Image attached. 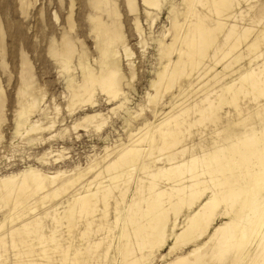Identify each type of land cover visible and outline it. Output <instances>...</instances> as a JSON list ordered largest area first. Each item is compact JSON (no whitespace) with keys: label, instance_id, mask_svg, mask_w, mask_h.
I'll return each instance as SVG.
<instances>
[{"label":"bare ground","instance_id":"bare-ground-1","mask_svg":"<svg viewBox=\"0 0 264 264\" xmlns=\"http://www.w3.org/2000/svg\"><path fill=\"white\" fill-rule=\"evenodd\" d=\"M88 1L97 10L88 16L98 50L96 67L89 63L83 44L78 48L76 38L67 31L59 39L51 38L48 51L68 89L69 109H75L77 102H88L93 108V94L99 90L109 102L116 100L111 110L121 109L124 117L131 108L128 95L119 87L124 78L119 51L127 58L129 79L135 74L130 60L133 53L119 22L101 18L102 12L117 18L114 2ZM163 1L141 0L148 28ZM248 1L180 0L184 10L170 3L169 26L159 38L146 34L144 24L134 16L138 45L144 48L152 40L160 62L149 78L154 93H146V106L153 108L156 117V106L168 97L170 109L153 121L140 123L135 131L127 126L128 143L115 152L105 146L103 166L93 160L76 176L67 175L66 182L58 179L73 175L71 170L45 172L30 164L2 175L0 208L3 203L9 207L0 218V231L8 226L0 232V264H106L100 260L111 252L110 264H150L162 249L167 248L164 258L188 244L189 249L165 264H264V104L257 103L250 110L252 106L248 109L240 103L248 95L252 102L264 98V0L253 5ZM126 4L136 11V0H126ZM71 14L70 9L68 20ZM3 37L0 26V52ZM20 53L19 99L36 90L32 64ZM75 69H79V80L73 76ZM26 102L14 111L13 137L30 140L33 133L50 130L56 118L43 115L34 100ZM222 104L234 107L238 117L220 128L214 114ZM38 110L41 117L32 120ZM208 121L213 128L205 131L201 125ZM93 122L100 129L106 121L100 112L91 110L73 127ZM193 133L199 139L189 144L186 139ZM51 153L44 151L37 160L47 164ZM59 158L62 155L53 161ZM92 171L95 174L64 200L60 211L55 206L52 212L47 208L38 214L39 207L61 197ZM137 171L141 176L134 178ZM132 181L134 190L125 202L120 186ZM110 209L113 216L108 218ZM97 212L103 221L97 220ZM77 218L83 223L75 236ZM45 221L51 222V229L46 230ZM58 228L67 238L65 245L57 240ZM114 228L116 234L109 237ZM95 231H102L103 236L90 241L88 236H95ZM101 243H106L103 254L97 252Z\"/></svg>","mask_w":264,"mask_h":264},{"label":"rangeland","instance_id":"rangeland-1","mask_svg":"<svg viewBox=\"0 0 264 264\" xmlns=\"http://www.w3.org/2000/svg\"><path fill=\"white\" fill-rule=\"evenodd\" d=\"M111 1L115 4L116 12L118 13L117 18L111 15L108 16L103 12L100 13L101 18L107 22L115 21V19L117 23L119 22L118 25L121 26L125 43L133 53L130 60L133 63L135 74L129 79L126 65L128 62L126 60L127 58L124 56L123 51H119L120 67L124 77L119 87L128 95V106L131 108L130 113L127 114V116L124 115V117H121V114H123L121 113V109L111 110V108L115 106L114 103L116 100L109 102L108 97L99 90L95 91L93 94V100L95 102L93 108H91L88 102H77L74 106L75 109H69L67 107L68 89L64 86L65 84L58 72L57 64L48 51L51 38L55 37L59 39L62 32L67 31L76 38L78 48H80L81 43L83 44L86 49L85 53L89 63L91 66L96 67L98 50L94 42L93 33H90L88 16L89 14H96L97 10L90 6L88 0H0V26L4 36L2 39L4 50L3 52L1 51L2 53L0 52V86L3 90V95L0 94V111L2 110L1 112H3H0V177L4 174L21 171V169L23 170L25 166L30 164L33 167L41 168L45 172H67L71 170L70 173L73 175L65 174L58 179L60 183L66 182V177L76 176V173L80 170L82 171L83 168L91 164L93 160L100 162L99 166H103L105 164V159L102 160L101 156L105 153V146H108L111 151L115 152L122 144L128 143L127 126L135 131L140 123L149 120L153 121L155 118H159L161 115L163 116L170 109L169 103H167L169 100L168 97L161 100L156 106V117H154L151 111L153 108L146 106V93H154V90L149 85V78H153L154 71L160 67V62L158 60L159 55H157L154 42L150 39L147 40V45H145L144 48L138 45L139 37L134 28L133 18L136 16L138 20L144 24L143 28L146 34L150 32L153 37L159 38L163 33H166V28L169 26L167 12L170 3L171 5H176L175 7L178 10H181L182 7L184 10L186 6L179 5L180 0H166V3L164 0L161 10L158 11V16L154 18L153 24L151 23L150 28H148L149 25L145 22L144 5L141 3V0H136L137 9L135 12L129 9L126 0ZM250 1L251 0H249L247 4H249ZM257 1L258 0H252L251 3H253L250 4L253 5L255 2L258 3L259 1ZM71 4L72 7H70ZM243 7H246V3H243ZM70 9L72 10V14L70 20H68L67 15L70 13ZM54 13L56 18L54 17ZM70 24H72L71 29ZM21 51L32 64V73H34L35 76L34 85L36 90L32 95L31 93L25 94V98L19 99L17 87L20 85ZM163 61L165 60L163 59L162 62ZM244 61L245 60H242L240 63L243 64ZM73 76H75L77 80L81 78L79 69L73 71ZM127 80L130 81L127 82ZM227 80H229V78H227L226 81ZM217 88L218 86L215 87V89ZM191 93L192 92L189 94ZM196 96H199V93ZM31 99L39 105L40 110L43 109V115L46 114L53 117L54 120L56 118L54 126L50 130H43L38 134L33 133L32 136H30V138H32L30 140L27 139L26 136L22 137L17 135L13 137L12 124L15 114L14 111H16L19 105H23L27 103L26 101H31ZM240 99L242 101H240L242 107L247 108L248 105L249 109L252 106L250 110L255 108L257 103L264 104V98L262 97L254 102L251 101V95L241 97ZM201 104L202 103H200V105ZM55 106H57L58 112H56ZM230 107L231 108L222 104V107L215 111L214 115L217 118L219 117L217 120L219 122H216L220 128L226 127L232 120L238 117V111L234 107ZM141 108L143 110L138 116L137 113ZM40 110L33 113L31 117L32 120L41 117ZM91 110L100 112L102 118L106 121L105 124H103L100 129H95V127L92 126L95 124L94 122L88 123L86 127L79 126V128H74L73 124L79 121L83 113L90 112ZM100 118L101 117L97 118V120ZM47 120L48 119H43V122ZM212 123L208 121L201 125V128H203V130L205 128V131H208V129L210 130L213 128ZM210 124H212V126ZM192 135L193 136L186 139V142L189 144L191 141L197 142L199 139L198 134L193 133ZM104 137H107V139L103 140ZM58 149L60 150L58 151ZM44 151H51L53 153H51L52 155H48L47 164H42L37 160ZM57 155H62V158L53 161ZM157 164L159 165L160 163ZM94 174L95 171L84 173L82 180L74 187H68L67 191L63 193L61 197L48 201L44 206L39 207L38 214L43 215V211L47 208H49V211H53L55 206V210L57 212L60 211L61 206L65 204L64 200L68 198L75 189L85 183L86 178ZM135 175L141 176L138 171L134 173V178ZM133 185L134 183L132 181L128 185H126L125 182L124 185L120 186L121 192H124L125 202H129L131 193L134 190ZM8 207L9 204L6 205L3 203L2 208H0V218L1 213L6 211ZM111 210L112 209L109 210L108 218L113 216V214H111L113 211ZM32 216V214L28 215L29 219H31ZM97 216V220L103 221L101 213L99 214V212H97ZM77 221H80L78 222V227L74 228L72 231L75 236H77L78 228H80L83 223L81 218H77ZM45 225L46 230L52 227L51 222L45 221ZM7 228L8 226L4 227L0 232H5ZM58 231L59 232L56 234L58 235L57 240L60 243L62 240L61 244L63 245L64 243L65 245L67 238L62 234L61 228H58ZM116 231L117 229L114 228L109 237H113ZM92 235L94 236V233ZM92 235L90 234L88 236L90 241L99 240L100 237L103 236V232L95 231V238H93ZM7 238L6 236V240ZM9 239L10 238H8V240ZM114 240L115 239L112 238V246L115 244ZM48 245L53 249L52 242H49ZM105 245L106 243H101L97 248V252L103 254L106 247ZM190 247V244L185 245L182 248L175 249L171 254L162 258V255L167 252V248H164L160 253H156L153 258L150 259V264H165L170 258H173L175 254L183 250L185 251ZM51 249L49 251H51ZM9 251L12 253L11 249H9ZM144 252L147 253V250L145 249ZM111 257L112 252L107 257H104V259H101L100 263L103 261V263L106 264L112 263Z\"/></svg>","mask_w":264,"mask_h":264}]
</instances>
